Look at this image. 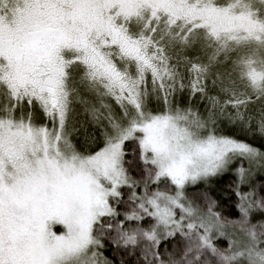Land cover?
Listing matches in <instances>:
<instances>
[{
	"label": "snow or ice",
	"instance_id": "snow-or-ice-1",
	"mask_svg": "<svg viewBox=\"0 0 264 264\" xmlns=\"http://www.w3.org/2000/svg\"><path fill=\"white\" fill-rule=\"evenodd\" d=\"M0 264H264V0H0Z\"/></svg>",
	"mask_w": 264,
	"mask_h": 264
}]
</instances>
